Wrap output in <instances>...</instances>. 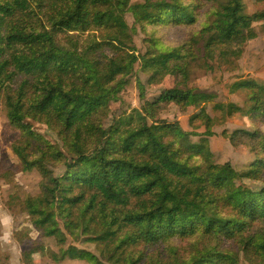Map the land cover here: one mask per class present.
Listing matches in <instances>:
<instances>
[{
	"label": "trees",
	"instance_id": "trees-1",
	"mask_svg": "<svg viewBox=\"0 0 264 264\" xmlns=\"http://www.w3.org/2000/svg\"><path fill=\"white\" fill-rule=\"evenodd\" d=\"M252 5L0 0V105L19 135L11 151L22 174L37 177L30 192L6 182L7 211L30 221L12 232L23 258L42 250L57 264H264V81H232L242 103L193 84L236 71L247 43L264 36V0ZM132 77L139 112L113 114L104 128ZM146 88L159 92L147 98ZM172 106L191 112L188 129L148 121V111ZM234 117L246 124L221 135L252 156L242 170L210 143L215 122ZM30 233L55 248L28 246Z\"/></svg>",
	"mask_w": 264,
	"mask_h": 264
},
{
	"label": "rangeland",
	"instance_id": "rangeland-1",
	"mask_svg": "<svg viewBox=\"0 0 264 264\" xmlns=\"http://www.w3.org/2000/svg\"><path fill=\"white\" fill-rule=\"evenodd\" d=\"M141 1V0H132ZM249 10L253 9L252 0H245ZM127 23L131 25L130 17H127ZM135 45L141 49L140 35L134 34ZM238 77H252L259 78L264 81V36L259 35L256 39L247 43L242 58L238 62V69L234 72H217L214 76L210 73L199 74L193 78V84L204 91H213L217 93L218 101H235L242 103L243 96L229 93L230 83ZM135 78H128L123 87H119L114 94L113 106L108 109V119L104 124L106 128L108 122L113 117L126 115L132 112H139V95ZM159 92V88H146L147 98H151L154 94ZM0 105V237L5 232L10 233L11 243L4 244L0 241V264H57L49 257V255H42L40 252L31 253L22 257V250L26 245L20 246L16 240L13 239L12 232L16 227L21 231L30 226V221L25 216H14L5 207V202L8 197L10 189L9 183H6L10 178L15 179L18 183L14 189L22 190L24 192L34 191L36 189V175H23L16 157L11 151V145L19 137L18 133H13L9 127L5 117L4 110ZM209 113H213L208 109ZM191 112H180L176 107L172 106L168 111L155 112L148 111V121L178 120L183 129H188V117ZM246 124V119L234 117L229 119L225 124L221 125L217 121L214 124V134L211 139V149L216 155L224 159H228L239 170L245 169V165L251 161L252 156L246 149L233 148L228 140L224 138L221 133L223 129L232 130L236 127H242ZM204 128L198 129V133L202 132ZM8 219L7 225L3 224L4 219ZM28 246L36 247L39 243L43 246V252L46 251L47 246L53 249L54 241L49 238H41L38 235L30 233ZM34 237V238H33ZM29 247V248H30ZM50 247V248H51ZM28 248V247H27ZM59 264H81L78 261L65 260Z\"/></svg>",
	"mask_w": 264,
	"mask_h": 264
},
{
	"label": "clouds",
	"instance_id": "clouds-1",
	"mask_svg": "<svg viewBox=\"0 0 264 264\" xmlns=\"http://www.w3.org/2000/svg\"><path fill=\"white\" fill-rule=\"evenodd\" d=\"M2 223L5 224V225H7L9 223V220L6 218V219H4L2 221ZM0 241H3L4 244L11 243L10 233L9 232H5L4 235L2 237H0Z\"/></svg>",
	"mask_w": 264,
	"mask_h": 264
}]
</instances>
